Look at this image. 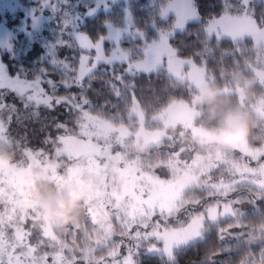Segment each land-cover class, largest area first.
<instances>
[{"label":"rangeland","instance_id":"374dc122","mask_svg":"<svg viewBox=\"0 0 264 264\" xmlns=\"http://www.w3.org/2000/svg\"><path fill=\"white\" fill-rule=\"evenodd\" d=\"M130 1L94 0L87 8L85 13L91 16L120 3L124 20L120 25L108 23L106 32L92 40L84 34L74 35L82 49L76 67L78 77L89 74L99 64L119 63L125 64L131 73L163 69L196 91L189 100H172L153 114H146L136 99L131 98L128 120L119 123L82 110L75 134L59 137L57 154L68 161L62 159L42 164L29 155L27 160L19 155L12 158V153L23 147L19 144L28 138L25 130L38 121L36 116L28 114H38L42 105L50 107V103L69 100L46 94L38 78L26 80L8 75L0 60V155L10 157L8 167H0V264H44L47 260L48 264H137L141 252L171 256L175 249L197 240L206 221L214 222L238 212L234 205L236 198H231L233 200H217L206 205L203 210L192 213L183 225L165 227L158 222L184 203L182 197L191 185L211 181L213 173L210 171L220 162L229 161L235 166L234 172L240 170L243 175L221 182L216 192L222 187H234L236 182L264 190V136L256 144L247 139L235 147L204 150L188 158L174 155L165 161L164 172H154L155 163L151 166L140 161L133 141H147L148 146L154 145L166 136L161 133L169 132L171 127L192 131V137H204V130L193 126L198 113L194 97L211 85L212 77L204 64L197 65L193 58L178 56L169 41L187 23L200 19L192 0H152L151 9L157 18L168 19L170 24L155 29L147 41L144 40L146 30L137 31L131 27ZM248 1H233L229 11L209 18L204 30L207 36L218 38H250L257 54L255 66L251 65L250 70L253 79L264 86V26L258 25L253 18ZM20 6L18 0H0V15L4 17L6 10L13 12L21 9ZM32 20L29 30L23 23L17 31L22 35L25 30L32 33L41 18L38 15ZM14 34L15 30L8 28L1 18L0 47L9 46ZM129 36L141 40L129 46L121 44L124 38L130 39ZM236 84L234 88H222L223 92L231 90L242 94V87ZM8 89L19 92L20 112L15 109L16 97L4 94ZM255 107L260 109L257 101ZM262 131L264 133V126ZM132 151L136 157L128 156ZM235 153L239 156L237 161L231 158ZM41 173L45 178H41ZM32 187H38L39 192L35 197L26 196L25 189ZM69 187H75L81 193L82 213L92 226L90 229L86 227L88 230L82 231L83 235L72 231L65 239L59 236L62 229L48 231L42 228L46 244L52 250L48 254L46 244L36 247L25 241L20 227L12 225L7 228L8 221L18 220L28 207L37 212L41 196L64 195ZM35 211L31 213L36 214Z\"/></svg>","mask_w":264,"mask_h":264},{"label":"trees","instance_id":"16d2710c","mask_svg":"<svg viewBox=\"0 0 264 264\" xmlns=\"http://www.w3.org/2000/svg\"><path fill=\"white\" fill-rule=\"evenodd\" d=\"M93 1L18 0L21 9L13 12L6 10L4 17L0 15V19H4L7 27L15 30L9 46L0 47V60L4 67L7 65L6 73L26 80L37 78L43 80L46 94L62 96L69 100L50 103V107L42 105L38 114H28V116H36L38 121L30 124L25 130L28 138L25 137L22 144L18 142L23 147L20 151L12 153L13 159L19 155V158L23 157L27 160L29 155L33 159L40 160L42 164L62 159L67 162L65 157L57 154L59 137L75 134L82 110H88L113 123H119L128 120L131 98L136 99L146 114H153L172 100H189L192 92L196 91L194 87L170 76L163 69L131 73L126 69L125 64L119 63L99 64L89 74L78 77L76 67L82 49L74 35L84 34L92 40L106 32L108 23L120 25L124 20L123 5L120 3L113 4L107 11L101 10L91 16L87 15L85 11L93 5ZM151 1H130L132 2L131 27L137 31L146 30L145 41L150 39L149 34L155 32V29L170 24L168 19L157 18L151 9ZM233 1L235 0H192L200 19L187 23L186 27L176 31L169 41L178 56L190 57L197 65H205L207 73L212 77L211 85L234 88L238 85L236 83H239V87L243 89L242 94L231 90L222 92L217 98L220 107L211 118L208 112L211 105L196 104L198 113L193 120V126L203 130L205 127L215 126L222 121L229 108L243 105L244 109L252 114L253 119L258 121L257 127L252 129L248 137L251 144H256L262 141L264 136L262 131L264 86L257 79H253V72L250 70V66H255L257 59L253 42L250 38L207 36L204 30L207 20L229 11ZM248 7L258 25L264 26V0H250ZM38 15L41 20L37 29H32V43H30L29 38L18 32L17 28L25 23L24 28L29 30L32 19ZM129 38H124L121 44L129 46L141 40L138 37L129 36ZM42 44H46L47 47L42 48ZM25 50L28 52L27 56L24 55ZM42 53L48 55L55 67L40 63L38 57ZM53 53L58 55H52ZM43 70H47L55 81L51 86L47 83L48 77L42 76ZM4 94H12L16 97L15 109L20 112L19 92H10L8 89ZM8 100L9 97L7 103ZM256 101L260 106L259 110L255 107ZM9 110L8 106L7 111ZM175 128L179 132L180 127ZM186 135L192 138V131L191 133L188 131ZM181 146L175 137L169 140L166 135L158 143L148 146L147 151L139 152V159L143 164L149 163L153 166L152 164L155 163L154 172H164L165 161L174 156ZM183 146L185 151L179 156L185 158L200 151L204 152V149L199 148L194 141L191 144L185 141ZM121 151L125 150L121 149ZM128 156L134 157V152H129ZM231 158L237 161L239 156L235 153L231 154ZM234 167L229 161L218 163L217 167L210 171L213 173L211 181L204 184H199V181L191 185L184 192L182 197L184 203L178 208L179 210L159 219L158 222L165 227L183 225L192 213L203 210L206 205L209 206L217 200L230 201L231 198H236L234 205L238 208V212L214 222L206 221L200 237L175 249L171 256L141 252L137 264H264V190L250 186L249 188L244 182H236L234 187L226 189L222 187L219 190L222 194L216 192V187L221 182L243 175L240 170L234 172ZM29 208L31 207H28L18 220L15 219L13 222L9 220L10 225L7 228L10 229L12 225L18 226L23 232L25 241L36 247L44 246L46 241L42 234L41 222L35 213H31L35 209ZM36 209L39 210V207ZM82 210L80 206L77 218L79 226L68 225L66 231L62 229L60 237L66 239L72 231L83 235L82 231L88 230L85 229L86 227L89 229L92 227ZM47 248L48 254H51L52 250L48 245ZM47 258L50 259V255ZM48 262L47 260L44 264Z\"/></svg>","mask_w":264,"mask_h":264},{"label":"clouds","instance_id":"9594fccd","mask_svg":"<svg viewBox=\"0 0 264 264\" xmlns=\"http://www.w3.org/2000/svg\"><path fill=\"white\" fill-rule=\"evenodd\" d=\"M223 92L222 87L215 84L205 87L195 97L194 100L198 105H211L208 108L209 118L217 112L220 103L217 102L218 96ZM227 103V101H223ZM258 121L253 119L243 105H238L235 108H229L224 114L222 121L210 127H205L204 137H192L186 135L187 129H181L177 132L175 127L171 128L170 132H162L161 135H167L169 140L176 138V141L182 146L177 149L175 155L185 151L184 142L188 141L191 144L193 141L205 151L220 150L223 147H235L237 143L246 142L252 129L256 128ZM133 147L138 152L147 151V141H133ZM10 157L0 155V167H8ZM41 178H45V174H40ZM39 192L38 187L25 189V195L35 197ZM82 195L75 187L66 189L64 195H44L38 200L39 210L36 212V217L41 222V227L45 230L63 229L67 230L68 225L78 227L77 218L79 216L80 201ZM177 210H179L177 208ZM95 231V230H94Z\"/></svg>","mask_w":264,"mask_h":264},{"label":"snow or ice","instance_id":"6c2138e0","mask_svg":"<svg viewBox=\"0 0 264 264\" xmlns=\"http://www.w3.org/2000/svg\"><path fill=\"white\" fill-rule=\"evenodd\" d=\"M33 27H35V26L33 25ZM23 34H24L26 37H28V38H29V42L32 43V40H31V32L25 30V31L23 32ZM61 46H64V45H61ZM41 47H42V48H46L47 45H46V44H42ZM24 55H25V56L28 55V52H27L26 50H25V52H24ZM52 55H58V53H53ZM12 58L14 59L15 57H12ZM38 59H39V61H40V63H41L42 65L47 64L49 67H55V65H54L53 63L50 62V58L48 57V55H47L46 53H42L41 56L38 57ZM20 67L22 68L23 65L21 64ZM5 69H7V65H5ZM17 75H19V73H17ZM42 76H47V77H48L47 83H48L49 86H51L52 84L55 83V81L52 80L51 75L47 72V70H43V71H42ZM43 86H44V81L41 80V87H43ZM57 91H58V89H57Z\"/></svg>","mask_w":264,"mask_h":264}]
</instances>
